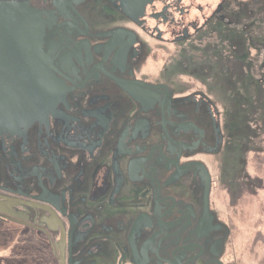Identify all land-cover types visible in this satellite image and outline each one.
Segmentation results:
<instances>
[{
    "label": "flooded vegetation",
    "instance_id": "1",
    "mask_svg": "<svg viewBox=\"0 0 264 264\" xmlns=\"http://www.w3.org/2000/svg\"><path fill=\"white\" fill-rule=\"evenodd\" d=\"M0 2L43 25L0 130V261L244 264L219 199L264 133V0Z\"/></svg>",
    "mask_w": 264,
    "mask_h": 264
},
{
    "label": "water",
    "instance_id": "2",
    "mask_svg": "<svg viewBox=\"0 0 264 264\" xmlns=\"http://www.w3.org/2000/svg\"><path fill=\"white\" fill-rule=\"evenodd\" d=\"M43 37V25L41 14L29 5L16 2H0V130L6 129L8 120H21L13 112V104L16 97L23 90V96L33 85L32 74L42 56L40 53ZM28 52V53H27ZM37 53L40 58H35ZM30 55L29 58H25ZM24 72V76H14L13 71ZM48 70L46 71V73ZM24 77V78H22ZM21 80L19 91L16 83ZM45 106L42 110L48 113L53 110L52 83L45 77ZM43 98V94H42ZM28 109H24L23 117L28 120Z\"/></svg>",
    "mask_w": 264,
    "mask_h": 264
},
{
    "label": "rangeland",
    "instance_id": "3",
    "mask_svg": "<svg viewBox=\"0 0 264 264\" xmlns=\"http://www.w3.org/2000/svg\"><path fill=\"white\" fill-rule=\"evenodd\" d=\"M256 152L248 153L246 160L248 181L243 188L229 190L221 196L220 206L236 203L237 212L234 217L236 227V242L239 259L244 264H264V133H261ZM263 144V145H262ZM229 213H231L230 207ZM5 245L0 249L2 257L12 255L5 251ZM3 261V260H2ZM0 261V264H5ZM8 264V263H7Z\"/></svg>",
    "mask_w": 264,
    "mask_h": 264
},
{
    "label": "trees",
    "instance_id": "4",
    "mask_svg": "<svg viewBox=\"0 0 264 264\" xmlns=\"http://www.w3.org/2000/svg\"><path fill=\"white\" fill-rule=\"evenodd\" d=\"M258 110H260V112H264V108H259ZM261 131H262V128L260 129ZM261 134V133H260ZM263 145V144H262ZM262 148V150H264V147H261ZM261 150V149H260Z\"/></svg>",
    "mask_w": 264,
    "mask_h": 264
}]
</instances>
